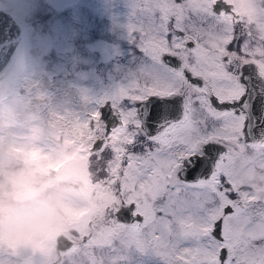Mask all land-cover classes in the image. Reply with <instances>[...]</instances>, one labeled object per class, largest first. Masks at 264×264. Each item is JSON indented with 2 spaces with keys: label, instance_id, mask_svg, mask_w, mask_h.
Here are the masks:
<instances>
[{
  "label": "snow or ice",
  "instance_id": "snow-or-ice-1",
  "mask_svg": "<svg viewBox=\"0 0 264 264\" xmlns=\"http://www.w3.org/2000/svg\"><path fill=\"white\" fill-rule=\"evenodd\" d=\"M124 82L57 100L0 74V134L74 117L113 188L90 264H264V0H130Z\"/></svg>",
  "mask_w": 264,
  "mask_h": 264
},
{
  "label": "rangeland",
  "instance_id": "rangeland-1",
  "mask_svg": "<svg viewBox=\"0 0 264 264\" xmlns=\"http://www.w3.org/2000/svg\"><path fill=\"white\" fill-rule=\"evenodd\" d=\"M0 5L22 23L25 69L57 100L111 91L137 66L139 53L127 29L130 0H0ZM57 112L45 114L36 131L5 122L0 134V256L7 264H32L36 251L44 256L63 210L71 219L87 217L76 205L91 202L83 179L91 132L63 108ZM102 196L98 202L110 194Z\"/></svg>",
  "mask_w": 264,
  "mask_h": 264
},
{
  "label": "flooded vegetation",
  "instance_id": "flooded-vegetation-1",
  "mask_svg": "<svg viewBox=\"0 0 264 264\" xmlns=\"http://www.w3.org/2000/svg\"><path fill=\"white\" fill-rule=\"evenodd\" d=\"M99 137V133L91 134ZM92 142L88 146L87 152V171L83 176L85 181L89 184L87 195L90 196L88 204L81 208L84 204L76 205L80 210L84 211L86 218L71 219L64 213L67 209L62 211L63 218H60V228L52 232V242L50 248L44 256H40L38 251L34 252L32 264H90V254L99 250L92 247L104 235V233L111 226L112 221V197L113 188L106 181L104 173L101 171L102 165L98 163L96 155L92 150ZM110 194V197L105 202H98V195ZM103 198V196H102ZM76 209V208H74ZM62 234L70 240V243L65 247H60L56 243V237ZM42 254V253H41ZM0 264H7L6 257L0 256ZM13 264V263H12Z\"/></svg>",
  "mask_w": 264,
  "mask_h": 264
},
{
  "label": "water",
  "instance_id": "water-1",
  "mask_svg": "<svg viewBox=\"0 0 264 264\" xmlns=\"http://www.w3.org/2000/svg\"><path fill=\"white\" fill-rule=\"evenodd\" d=\"M26 63L22 23L9 8L0 5V74L9 72L18 65L25 68ZM56 243L60 247H65L70 240L58 234Z\"/></svg>",
  "mask_w": 264,
  "mask_h": 264
}]
</instances>
